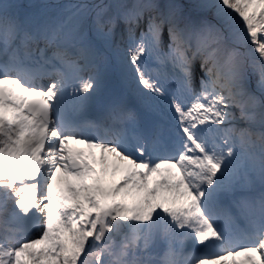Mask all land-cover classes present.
<instances>
[{
	"label": "snow or ice",
	"instance_id": "1",
	"mask_svg": "<svg viewBox=\"0 0 264 264\" xmlns=\"http://www.w3.org/2000/svg\"><path fill=\"white\" fill-rule=\"evenodd\" d=\"M0 264H264V0H0Z\"/></svg>",
	"mask_w": 264,
	"mask_h": 264
},
{
	"label": "bare ground",
	"instance_id": "2",
	"mask_svg": "<svg viewBox=\"0 0 264 264\" xmlns=\"http://www.w3.org/2000/svg\"><path fill=\"white\" fill-rule=\"evenodd\" d=\"M57 175H59V174H57Z\"/></svg>",
	"mask_w": 264,
	"mask_h": 264
}]
</instances>
